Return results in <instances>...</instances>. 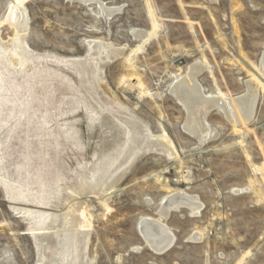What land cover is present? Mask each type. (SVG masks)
<instances>
[{
  "label": "rangeland",
  "instance_id": "rangeland-1",
  "mask_svg": "<svg viewBox=\"0 0 264 264\" xmlns=\"http://www.w3.org/2000/svg\"><path fill=\"white\" fill-rule=\"evenodd\" d=\"M97 2L117 11L108 16ZM17 5L28 19L23 39L32 51L65 62L87 59L93 71L85 77L70 63H42L67 81L64 98L54 96L53 75L43 84L29 81L11 68L16 61L8 67L0 62V264H37L32 232L47 223L11 207L34 209L31 202L42 192L48 200L65 195L62 189L93 151L111 139L98 123L90 136L84 105L91 103L105 106L109 115L136 119L155 136L165 133L175 154L141 153L100 196L101 210L87 207L91 227L78 238L79 264H264V78L257 70L264 53V0H0V46L8 63L15 36L8 22ZM134 31H146L147 39L135 38ZM90 41L101 42L99 55ZM112 49L121 54L106 59ZM200 62L207 70L196 80L206 94L241 95L251 78L263 87L245 126H232L218 109L208 112L214 137L204 143L184 130L186 112L170 94L172 84ZM131 78L140 82L136 101L123 90ZM70 110L68 119L79 120V145L62 134ZM179 178L176 188L197 198L201 209L195 215L181 208L162 218L175 239L157 254L138 222L159 218L162 200L174 192L169 184ZM193 233L201 239L189 240Z\"/></svg>",
  "mask_w": 264,
  "mask_h": 264
},
{
  "label": "bare ground",
  "instance_id": "bare-ground-1",
  "mask_svg": "<svg viewBox=\"0 0 264 264\" xmlns=\"http://www.w3.org/2000/svg\"><path fill=\"white\" fill-rule=\"evenodd\" d=\"M80 1L89 3L92 0ZM97 4L108 16L117 11V8L115 10L112 7L108 8L101 2H97ZM8 23L15 30V36L12 37L13 48L8 51L11 60L9 63L5 60L6 53L0 46V62H2L4 67H8L11 65V61H16L17 68L13 64L11 68L18 74H24V77L29 81L36 79L38 83H44L46 79L50 78V75H53L55 82L58 84L57 91H54V96L58 93L65 98L68 83L57 70L50 71L48 68L40 66L42 63L50 59H54L59 65L70 63L80 75H84L85 77L89 76L90 71H93L91 67L92 63L90 64L87 59L74 58L65 62L55 56L32 51L23 39V34L28 26V19L25 11L19 5L13 8ZM133 33H135L133 36L140 39V41H144L148 37L146 31H134ZM97 41L87 43L92 49L93 55L97 53L99 55V51L103 50L101 42ZM119 53L113 51V49L112 51L107 50L105 58L118 57L121 54ZM35 61L39 63L36 64ZM204 69H206V65L201 62L195 63L191 67H188L186 75L176 82L174 81L175 83L170 88V94L186 112L187 118L185 124H183L184 130L194 136L200 143L206 142L207 138L214 137V130L211 129L212 127L210 128L205 119L206 114L211 112L212 109L220 110L226 120L236 128L247 125L253 118L259 94L258 91L262 87V83L259 80L251 78L247 82L245 81L246 91L241 95L227 96L221 92L206 94L196 80L197 75ZM257 70L264 78V53ZM41 87L43 88V85ZM139 87L140 82L137 79L131 78L126 81L123 90H126V95L130 100L136 101ZM28 89L30 88L28 87ZM90 105L91 107L84 105L86 111L90 113V115L86 116V124L90 136L93 129H95L93 128V124L98 123L101 133L104 136H110L112 140H107L108 142L104 141L100 150L95 149L93 151L92 160L83 165L80 171L75 174V180L71 181V185H67L62 189V193H66L65 195L59 194L53 197L52 200H48L45 198V193L42 192V196L44 195V197L31 202V205H34V209L36 210L16 206L11 207L15 213L26 214L30 217L36 216L41 221L47 220V223L41 222L40 226L36 227L32 232L37 251V264H79L77 255L78 238L84 229L91 227V214L88 213L89 209L87 210V207L91 206L92 212H99L101 209H98V207L103 205V200L100 199V196L109 190L110 185L115 181L118 174L131 165L141 153L155 150L162 154H167L170 158L175 154L172 143L165 133L161 136H155L146 125L134 118H130L128 115L117 116L112 115L113 113L109 115L105 106L93 103ZM71 114H73V110L64 114V116L68 117L65 124H63L65 131L62 134H66V137L79 145L82 138L79 135V127L76 125L79 120L68 119ZM42 125L45 129L50 127L46 119L43 120ZM59 137L60 134L54 135L52 139L56 141ZM172 179L174 178L172 177ZM54 182H57V179H54ZM179 182L180 178L174 181L171 180L169 185L172 186L174 192L162 200L159 218L154 219L145 216L138 222L140 235L147 246L157 254L167 252L175 239L168 227L162 222V218H166L169 212L178 211L181 208H185L189 210V213L191 212L195 215L197 212L199 214L201 209V203L197 198L189 196L183 190L176 188L179 186ZM83 198H87L88 200H83ZM71 199L74 201L70 204L67 203L68 205L64 209L66 202ZM47 208L50 210H47ZM94 208L96 210L93 211ZM53 209H60V211L55 213L51 211ZM60 212L64 213L60 214ZM191 239H201V235L195 233L189 240Z\"/></svg>",
  "mask_w": 264,
  "mask_h": 264
}]
</instances>
